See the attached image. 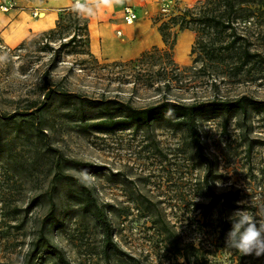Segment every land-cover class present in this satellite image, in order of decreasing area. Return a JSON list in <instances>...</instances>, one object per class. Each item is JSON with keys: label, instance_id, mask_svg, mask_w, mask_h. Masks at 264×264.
Listing matches in <instances>:
<instances>
[{"label": "rangeland", "instance_id": "1", "mask_svg": "<svg viewBox=\"0 0 264 264\" xmlns=\"http://www.w3.org/2000/svg\"><path fill=\"white\" fill-rule=\"evenodd\" d=\"M32 1L37 0H0V11L27 9L34 16L37 11ZM197 1H179L178 5L184 11ZM152 21L158 27L170 17L157 12ZM168 26L175 32L171 61L162 52L138 63L129 62L137 56L108 60L93 55L79 36L75 43L63 46L71 29L35 36L30 46L21 48L20 43L8 46L0 40V56L5 57L0 61V264L23 261L47 211L46 205H30L36 194L49 187L51 174L44 167V159L37 156L42 143L35 136V120L30 115H19L41 93L43 85L88 97L115 98L140 107L165 97L193 95L230 99L246 95L264 100V67L244 68L235 75L222 73L215 78V88L202 61L192 63L190 49L195 31L179 30L174 22ZM187 30L192 37L188 42L182 39L185 43L177 56L178 38ZM250 31L254 46L264 50L260 46L263 15L258 16ZM45 43L52 49L43 48ZM163 65L169 76L182 71L184 77L173 76L169 88L158 89V81L149 82L162 76L153 72L162 71ZM43 122L53 148L65 157L98 166L94 173L65 168L64 174L86 184L98 203L105 206L112 240L122 252L118 256H127L130 264H259L241 263L239 253L226 248L229 230L222 233L220 223L239 207L238 201L252 200L264 206L263 112L247 110L226 122L221 115L199 118L203 157L180 131L158 124L147 131L121 126L109 132L83 133L74 115L54 105ZM220 193L226 194L224 199L215 201L204 214L211 196ZM54 199L58 220L47 232L50 241L63 250L70 264H106L98 224L70 200L67 187H58ZM163 223L168 230H164ZM184 245H188L189 261L177 253ZM114 258L110 264L116 263ZM31 264L60 263L41 252L35 253Z\"/></svg>", "mask_w": 264, "mask_h": 264}, {"label": "trees", "instance_id": "2", "mask_svg": "<svg viewBox=\"0 0 264 264\" xmlns=\"http://www.w3.org/2000/svg\"><path fill=\"white\" fill-rule=\"evenodd\" d=\"M262 15L264 16V0H198L191 9H186L181 14L171 16L170 21H165L158 26L164 44L162 48L158 49L152 46L129 62H141L144 58L157 52H162L171 61L170 52L174 44L175 32L169 31L168 24L174 22V24L177 23L179 30L191 29L195 31V39L190 49V53L194 55L192 63L194 64L200 59L202 68L212 77L211 86L217 88L215 78L222 73L232 72L235 75L244 68L250 69L258 65L264 67V50L256 48L250 37L253 33V31H250L251 27L255 25L258 16ZM63 29L72 30L67 40L62 43L63 46L75 43L77 41L76 37L79 36L81 42L88 47L87 19L78 15L70 7L64 8L59 14L55 27L30 35L18 47L30 46L35 41V36H50L61 32ZM260 46L264 47V38H262ZM45 47L52 49L48 43L44 44L43 48ZM55 55L54 53L53 57ZM160 69L162 71L157 69L153 74H161L162 76L149 82V84H152L158 81L160 83V86H157L158 89L162 87L169 88L173 76L184 77L182 71L174 72L169 76V72L164 65ZM51 105H54V107L62 106L68 115H74L78 121L80 131L83 133H91L92 131L109 132L121 126L131 127L136 131H147L154 124L180 131L199 157H203L198 130L199 118L221 115L224 122H226L229 117L238 114L244 115L247 110L264 113V100L246 95L233 99L194 95L178 98L165 97L157 103L140 107L115 98L88 97L79 92L53 87L48 88L43 85L41 93L30 102L29 108L19 114L30 115L35 120V136L42 143L37 156L44 159V167L51 174L49 187L40 191L31 200L30 205H46L47 211L40 219L37 236L33 241L31 251L20 264H31L35 253L41 252L52 255L60 264H70L63 250L51 242L47 235L50 227L58 220V207L54 199L58 187H67L70 200L79 207L83 215L93 218L100 227L102 234L101 252L105 263L110 264L111 258L115 257V264H130L127 256H118L122 252L112 240L111 224L107 218L105 206L98 203L93 190L86 184L73 175L64 174L65 168L94 173L98 170V166L91 162L65 157L53 148L47 140L48 133L43 120ZM225 196L224 193L213 194L211 200L204 206V214L209 208L213 207L215 201L223 200ZM195 206L200 208L202 204H195ZM162 227H164V230H168L166 224ZM230 228V221L223 218L220 223L221 232L224 233ZM177 253L186 261H189L188 245L177 249ZM248 261L264 264V256L240 255L241 263Z\"/></svg>", "mask_w": 264, "mask_h": 264}, {"label": "crops", "instance_id": "3", "mask_svg": "<svg viewBox=\"0 0 264 264\" xmlns=\"http://www.w3.org/2000/svg\"><path fill=\"white\" fill-rule=\"evenodd\" d=\"M177 1L191 4L195 0ZM32 5L37 11L34 16L27 9L0 11V40L4 44L18 45L31 34L52 28L60 9L74 7L72 0H37L32 1ZM125 5L136 9L137 18L130 24L122 19ZM158 9L156 0H122L112 7L98 8L93 16H83L87 19L90 52L108 60H124L152 46H164L158 27L152 21ZM181 36L187 38V42L192 37L189 30L182 32L179 38Z\"/></svg>", "mask_w": 264, "mask_h": 264}, {"label": "clouds", "instance_id": "4", "mask_svg": "<svg viewBox=\"0 0 264 264\" xmlns=\"http://www.w3.org/2000/svg\"><path fill=\"white\" fill-rule=\"evenodd\" d=\"M122 0H75L73 10L80 16L90 17L100 7H112ZM5 57L0 56V61ZM219 186V184H218ZM239 207L228 217L231 228L226 234V248L241 256H264V206L251 201H238ZM253 209H255L253 211Z\"/></svg>", "mask_w": 264, "mask_h": 264}, {"label": "built area", "instance_id": "5", "mask_svg": "<svg viewBox=\"0 0 264 264\" xmlns=\"http://www.w3.org/2000/svg\"><path fill=\"white\" fill-rule=\"evenodd\" d=\"M159 4V12L163 16L171 17L178 14H181L183 8L178 5L177 0H156ZM73 4H75V0H72ZM3 9H7V7H3ZM36 15V14H35ZM137 18L136 9L132 5H125L123 7L122 19L125 23L130 24Z\"/></svg>", "mask_w": 264, "mask_h": 264}, {"label": "bare ground", "instance_id": "6", "mask_svg": "<svg viewBox=\"0 0 264 264\" xmlns=\"http://www.w3.org/2000/svg\"><path fill=\"white\" fill-rule=\"evenodd\" d=\"M179 41H178V44H177V46H176V49H177V56H179V51H180V48L182 47L183 48V46H184V43H183V40H182V36H181V38L180 39H178ZM187 40V39H186ZM183 50V49H182Z\"/></svg>", "mask_w": 264, "mask_h": 264}]
</instances>
